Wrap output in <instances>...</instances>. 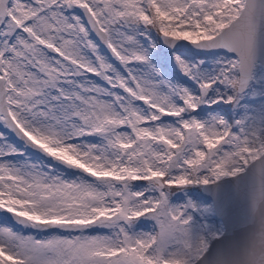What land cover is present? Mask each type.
I'll list each match as a JSON object with an SVG mask.
<instances>
[{
    "label": "snow or ice",
    "instance_id": "6c2138e0",
    "mask_svg": "<svg viewBox=\"0 0 264 264\" xmlns=\"http://www.w3.org/2000/svg\"><path fill=\"white\" fill-rule=\"evenodd\" d=\"M0 264H264V0H0Z\"/></svg>",
    "mask_w": 264,
    "mask_h": 264
}]
</instances>
